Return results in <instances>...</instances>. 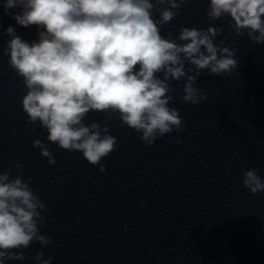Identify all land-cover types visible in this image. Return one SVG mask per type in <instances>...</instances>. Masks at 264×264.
Segmentation results:
<instances>
[{
  "label": "clouds",
  "instance_id": "9594fccd",
  "mask_svg": "<svg viewBox=\"0 0 264 264\" xmlns=\"http://www.w3.org/2000/svg\"><path fill=\"white\" fill-rule=\"evenodd\" d=\"M187 0H3L6 14L22 27L37 26L38 42H26L9 26L11 37L5 54L9 67L23 79L26 94L22 109L29 123L39 122L47 130V140L59 149L80 152L92 165L105 171L101 160L116 150L118 141L107 125L83 122L90 111L107 113V119L119 118L123 126L140 133L139 139L152 146L166 134L182 132L186 125L178 109L170 107L175 89L169 80L183 85L184 103L197 105L206 93L194 87L202 70L223 76L237 67L234 52L219 47L212 37L223 30L206 31L181 27L176 39L161 34V26L170 23ZM157 5H167L160 11ZM8 13L9 9H17ZM159 19L153 18V11ZM175 10V11H174ZM228 14L237 36L248 29L254 43L264 44V0H210L206 15L219 19ZM259 33V35H255ZM170 37V33L168 34ZM224 44V41H220ZM194 66L185 68V62ZM163 75L160 78L157 74ZM115 114V115H114ZM180 141H177L179 143ZM33 147L49 164L57 161L48 145L37 139ZM16 169L22 168L17 163ZM12 168L0 172V264L5 260H24L23 252L31 243L42 247L53 243L40 234L46 224L41 212L46 208L31 187L33 177L12 176ZM258 168L242 173L243 186L252 194L264 192V180ZM39 264H52V258Z\"/></svg>",
  "mask_w": 264,
  "mask_h": 264
}]
</instances>
